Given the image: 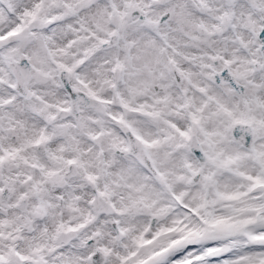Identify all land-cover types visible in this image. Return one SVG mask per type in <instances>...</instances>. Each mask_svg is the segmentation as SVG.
<instances>
[{"label":"snow or ice","instance_id":"obj_1","mask_svg":"<svg viewBox=\"0 0 264 264\" xmlns=\"http://www.w3.org/2000/svg\"><path fill=\"white\" fill-rule=\"evenodd\" d=\"M0 264H264V0H0Z\"/></svg>","mask_w":264,"mask_h":264}]
</instances>
